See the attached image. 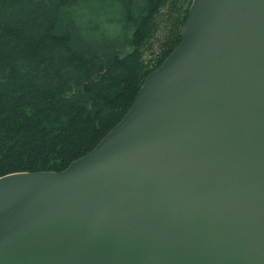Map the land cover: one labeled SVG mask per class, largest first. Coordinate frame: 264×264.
I'll return each instance as SVG.
<instances>
[{
    "label": "water",
    "instance_id": "obj_1",
    "mask_svg": "<svg viewBox=\"0 0 264 264\" xmlns=\"http://www.w3.org/2000/svg\"><path fill=\"white\" fill-rule=\"evenodd\" d=\"M0 264H264V0H192L92 151L1 176Z\"/></svg>",
    "mask_w": 264,
    "mask_h": 264
},
{
    "label": "trees",
    "instance_id": "obj_2",
    "mask_svg": "<svg viewBox=\"0 0 264 264\" xmlns=\"http://www.w3.org/2000/svg\"><path fill=\"white\" fill-rule=\"evenodd\" d=\"M191 3L0 0V177L60 172L92 151L179 45ZM164 8L170 32L150 67Z\"/></svg>",
    "mask_w": 264,
    "mask_h": 264
},
{
    "label": "rangeland",
    "instance_id": "obj_3",
    "mask_svg": "<svg viewBox=\"0 0 264 264\" xmlns=\"http://www.w3.org/2000/svg\"><path fill=\"white\" fill-rule=\"evenodd\" d=\"M167 9L164 8L161 12V16L158 18L159 28L157 30V33L155 34V37L150 43V48L145 51L144 54V60L148 63L150 67H152L159 54H160V46L159 44L165 39V37L170 32V24H169V18ZM182 10L180 9H174V14L181 13ZM127 50H130L128 47ZM149 50V51H148Z\"/></svg>",
    "mask_w": 264,
    "mask_h": 264
}]
</instances>
